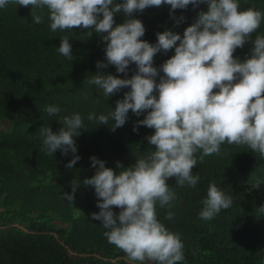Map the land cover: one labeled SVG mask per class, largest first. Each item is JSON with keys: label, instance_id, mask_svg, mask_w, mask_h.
Wrapping results in <instances>:
<instances>
[{"label": "trees", "instance_id": "1", "mask_svg": "<svg viewBox=\"0 0 264 264\" xmlns=\"http://www.w3.org/2000/svg\"><path fill=\"white\" fill-rule=\"evenodd\" d=\"M170 7L151 6L135 14L146 27L142 39L155 43L157 33L168 28L183 35L208 6L176 9L175 17ZM241 7L264 10V0H241ZM36 11L44 17L41 23L32 22L31 6L10 3L0 8V264H139L126 259L124 251L104 235L101 221L92 218L91 213L99 211L100 198L94 186L84 185L83 180L95 174L93 155L114 169L117 161L125 167L133 164L155 147L147 139L154 129L139 125V131H134L144 115L136 116L132 110L126 123L115 130L114 119L107 125L88 120L92 110L99 114L115 108L116 100L128 90L106 97L88 79L98 70L125 74L116 72L114 65L97 68V61L106 59L104 34L89 37L80 26L71 32L53 31L48 9ZM181 15L186 19L177 23ZM114 18L117 23L126 19L123 12ZM257 32L264 34V23ZM64 35L70 36L71 59L57 51ZM251 46V41L246 42L233 55L244 59ZM171 55L174 49H162L154 64L159 66ZM128 67L130 77L136 65ZM49 103L59 104L61 112L50 116L44 111ZM75 111L85 120L76 137L78 152L48 154L39 135L41 125L56 130L62 126L60 117ZM2 121L12 127L4 128ZM76 154L81 159L66 167ZM197 171L201 180L195 188L175 184V177L168 179L178 193L172 219L166 216V206L157 205L159 218L184 242L186 258L177 264H264V213L258 210L264 205V155L247 145L225 142L219 154L198 161L193 167ZM78 181L75 200L68 202L62 193L71 192ZM213 181L232 194L234 203L205 220L199 216L201 201ZM113 208L119 212L117 206Z\"/></svg>", "mask_w": 264, "mask_h": 264}, {"label": "clouds", "instance_id": "2", "mask_svg": "<svg viewBox=\"0 0 264 264\" xmlns=\"http://www.w3.org/2000/svg\"><path fill=\"white\" fill-rule=\"evenodd\" d=\"M10 3L31 6L33 23L43 21L36 10L46 7L53 31L71 32L80 26L89 37L104 34L106 59L98 60L97 68L114 65L116 72L125 75L98 70L88 83L106 97L128 90L116 100L115 108L99 114L92 110L87 119L100 125L114 119L111 128L115 130L129 119V110L136 116L143 114L133 130L139 131V125L153 128L147 139L155 147L128 167L117 161L116 169L95 155L90 157L95 174L84 178L83 184L94 186L100 198L99 211L91 216L101 221L108 241L122 249L130 262L184 261L181 235L170 230L157 211V205L166 206L167 218L175 216L171 209L178 193L168 179L175 177V184L195 188L201 177L193 167L205 156L219 154L225 142L247 145L264 155V34L257 32L264 23V10L242 8L241 0H0V8ZM204 3L207 10L199 11L183 35L168 28L157 33L155 43L141 38L146 27L137 12L166 4L175 17L176 9ZM121 12L126 19L117 23L114 17ZM184 19L181 15L176 22ZM250 41V54L244 59L233 55ZM162 49H174V55L156 66L154 58ZM57 51L68 59L73 57L69 35L61 38ZM133 63L136 69L129 77L128 66ZM61 110L59 104L44 106L50 116ZM60 121L62 126L56 130L50 124L41 125L44 149L50 155L57 150L75 154L76 137L85 127L84 115L75 111ZM80 159L73 155L66 167L72 168ZM79 185L80 181L73 183L71 192L62 193L68 202L75 200ZM201 202L199 216L211 220L229 209L234 197L213 181ZM258 210L264 213V205Z\"/></svg>", "mask_w": 264, "mask_h": 264}, {"label": "rangeland", "instance_id": "3", "mask_svg": "<svg viewBox=\"0 0 264 264\" xmlns=\"http://www.w3.org/2000/svg\"><path fill=\"white\" fill-rule=\"evenodd\" d=\"M1 124H2V126H3L4 128H6V129L12 127V126H11L12 124H11L9 121H2Z\"/></svg>", "mask_w": 264, "mask_h": 264}]
</instances>
